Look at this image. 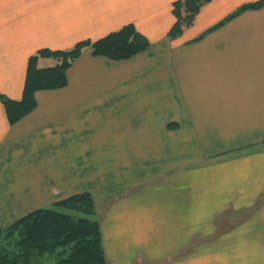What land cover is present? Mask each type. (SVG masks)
Wrapping results in <instances>:
<instances>
[{"label": "crops", "instance_id": "crops-1", "mask_svg": "<svg viewBox=\"0 0 264 264\" xmlns=\"http://www.w3.org/2000/svg\"><path fill=\"white\" fill-rule=\"evenodd\" d=\"M175 1L0 0L13 100L38 50L127 24L150 43L124 60L84 47L13 125L0 101L1 225L89 193L106 264H264V7L217 26L258 0H210L171 39Z\"/></svg>", "mask_w": 264, "mask_h": 264}, {"label": "trees", "instance_id": "trees-1", "mask_svg": "<svg viewBox=\"0 0 264 264\" xmlns=\"http://www.w3.org/2000/svg\"><path fill=\"white\" fill-rule=\"evenodd\" d=\"M210 0H178L172 3L173 25L168 37L174 39L190 26L201 6ZM264 7V0L241 6L217 26L246 10ZM148 39L132 24L122 26L97 40H83L71 49H41L28 57L26 74L19 100L0 94L9 125L17 123L35 108L37 91L57 90L66 86L67 69L84 47L93 55L110 60L128 59L149 48ZM40 58L57 63L39 68ZM172 127V125H169ZM67 209L69 212L60 211ZM94 206L89 193H80L59 200L51 208H37L7 226L0 225V264H46L53 256L54 264H106L99 224L92 219Z\"/></svg>", "mask_w": 264, "mask_h": 264}, {"label": "rangeland", "instance_id": "rangeland-1", "mask_svg": "<svg viewBox=\"0 0 264 264\" xmlns=\"http://www.w3.org/2000/svg\"><path fill=\"white\" fill-rule=\"evenodd\" d=\"M60 211H63V212H69V210H67V209H60ZM1 225V224H0ZM1 226H3V225H1ZM0 243L2 244V245H6L7 244V241H5V240H3L2 239V237H0ZM48 259H49V263H46V264H54V261H55V259L53 258V256H49V257H47ZM37 264V263H36Z\"/></svg>", "mask_w": 264, "mask_h": 264}]
</instances>
